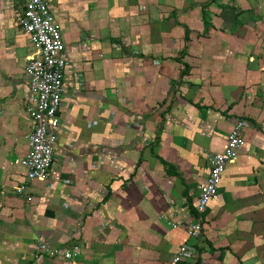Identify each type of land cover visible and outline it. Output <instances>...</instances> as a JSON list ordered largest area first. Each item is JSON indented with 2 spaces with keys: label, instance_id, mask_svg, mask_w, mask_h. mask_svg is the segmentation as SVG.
Listing matches in <instances>:
<instances>
[{
  "label": "crops",
  "instance_id": "1",
  "mask_svg": "<svg viewBox=\"0 0 264 264\" xmlns=\"http://www.w3.org/2000/svg\"><path fill=\"white\" fill-rule=\"evenodd\" d=\"M48 1L76 67L49 179L29 185L28 202L15 191L25 181L16 160L33 129L25 68L35 49L22 2L0 0V264H172L185 243L196 252L180 264H264V38L231 34L264 18L234 24L227 8L229 23L206 38L200 7ZM242 118L246 145L189 239L209 158ZM40 242L82 253L52 258Z\"/></svg>",
  "mask_w": 264,
  "mask_h": 264
},
{
  "label": "built area",
  "instance_id": "2",
  "mask_svg": "<svg viewBox=\"0 0 264 264\" xmlns=\"http://www.w3.org/2000/svg\"><path fill=\"white\" fill-rule=\"evenodd\" d=\"M6 1V0H5ZM23 4V13L19 24L30 38L35 54L28 59L25 72L28 81V114L33 129L28 136L27 154L16 160V164L25 170V181L17 186L16 194L28 202L29 185L49 179V173L55 161V146L60 128V113L66 92L65 79L75 68L67 56L66 43L60 25L51 11L48 0H19ZM247 121L238 120L227 138L225 149L209 158V175L199 186L196 202L197 221L187 228L192 239L203 230L204 215L210 204L218 198L223 176L227 166L238 157L245 147L244 129ZM177 227V225H174ZM39 252L52 258H64L74 261L81 256V248L61 250L45 242L38 245ZM195 247L190 243L182 245L173 257L172 264H180L185 258L193 256Z\"/></svg>",
  "mask_w": 264,
  "mask_h": 264
},
{
  "label": "rangeland",
  "instance_id": "3",
  "mask_svg": "<svg viewBox=\"0 0 264 264\" xmlns=\"http://www.w3.org/2000/svg\"><path fill=\"white\" fill-rule=\"evenodd\" d=\"M157 2L167 3L165 5H169L170 7H174L176 9L184 8L188 12H190V10H188L190 8L198 9L200 7L202 11V17L201 15H199L200 19L196 21V30H197L196 33L198 32L201 35L200 37H206V38H208L209 36L213 37V35H210V33L212 32L211 31L212 28H214V26L217 25V22L219 24V27L220 25L224 27V21H225V11L224 10H226L227 8L229 9L232 8L233 10L232 12H233L234 20L232 21H234V24L236 22L238 23V22L248 21L250 19L255 20L257 18H259L261 22L263 21L262 19L264 18V0H153V3H157ZM249 6H252L254 10H258V11L255 12V11L246 10L245 8ZM228 13L231 14V12H228ZM244 13H246L248 18L245 17L246 15H244ZM217 18H220V20ZM179 19L180 21L184 20V21L189 22L190 21L189 19L191 18L185 17L184 19H182V17H180ZM235 19H239L240 21L235 20ZM180 21H177L178 24L183 23ZM222 22L223 24H221ZM225 22L226 24L229 23V21L227 20ZM201 23L203 24V26H205L204 30L200 29L199 25ZM262 23L263 22H261L260 24ZM185 28L186 30H189L187 25H185ZM233 29L234 30L231 32V34L233 35L234 38H238V37L239 38H249L251 37V35H252V38H260V37L264 38V24H262L258 29L254 30L253 32L250 29H246L244 27L234 26ZM219 33H222V32H219ZM226 33L230 34L229 31H227Z\"/></svg>",
  "mask_w": 264,
  "mask_h": 264
},
{
  "label": "trees",
  "instance_id": "4",
  "mask_svg": "<svg viewBox=\"0 0 264 264\" xmlns=\"http://www.w3.org/2000/svg\"><path fill=\"white\" fill-rule=\"evenodd\" d=\"M194 212H195V215L197 216V211H196V208H195V211H194Z\"/></svg>",
  "mask_w": 264,
  "mask_h": 264
}]
</instances>
